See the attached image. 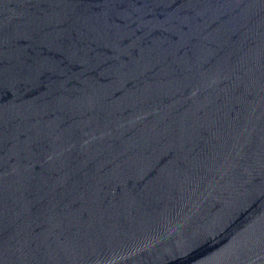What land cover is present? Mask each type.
<instances>
[{
  "label": "water",
  "instance_id": "1",
  "mask_svg": "<svg viewBox=\"0 0 264 264\" xmlns=\"http://www.w3.org/2000/svg\"><path fill=\"white\" fill-rule=\"evenodd\" d=\"M0 264H264V0H0Z\"/></svg>",
  "mask_w": 264,
  "mask_h": 264
}]
</instances>
